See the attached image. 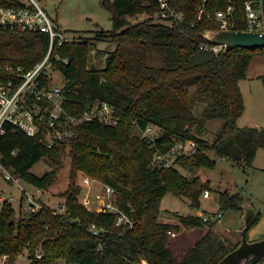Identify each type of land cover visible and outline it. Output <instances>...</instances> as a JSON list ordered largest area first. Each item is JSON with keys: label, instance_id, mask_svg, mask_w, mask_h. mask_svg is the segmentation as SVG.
Masks as SVG:
<instances>
[{"label": "trees", "instance_id": "obj_1", "mask_svg": "<svg viewBox=\"0 0 264 264\" xmlns=\"http://www.w3.org/2000/svg\"><path fill=\"white\" fill-rule=\"evenodd\" d=\"M260 7V0H253ZM183 13V20L160 21L157 0H102L112 14V30H103L98 38L110 36L116 48L109 51L104 68L91 63L94 43L77 37L57 47L52 58L65 77L66 110L76 117L98 101H108L116 108L119 121L106 124L98 119L74 126L77 135L70 142L49 147L39 136L8 126L0 134L2 164L23 180L48 188L57 178L65 154L71 157L70 185L62 195L64 214L55 213L48 204L27 215L17 216L11 201L5 199L0 209V255L6 264H19L17 257L29 250V264H53L57 259L80 264H135L146 259L149 264H217L238 246L231 244L212 226L183 259L168 248L169 231L178 228L160 220L161 199L172 192L185 196L193 207H200V197L210 182L190 173L201 167L214 168L210 156L232 159L241 166H252L259 148L264 147V128L240 126L245 110L240 80L245 78L255 55H264V46H238L218 52L201 48L210 42L204 36L219 23L205 15L197 16L205 5L215 13L234 6L237 29L248 28L245 0H171ZM147 17L137 23L130 18ZM158 19V20H156ZM49 36L41 32L10 31L0 25V61L33 67L48 49ZM264 85V74L260 75ZM222 120L209 141L204 134L211 120ZM157 126L154 137L144 132ZM194 139L198 151L179 158V165L162 167L155 163L157 150H167L177 140ZM40 160L53 165L42 175L32 168ZM79 172L116 188L117 203L137 220L121 233L115 215L88 208L80 199ZM245 197L228 190L218 191L222 208L241 209ZM252 224H256L261 218ZM184 226H204L201 215L179 214ZM92 223L107 229L101 236L89 230ZM210 224V223H209ZM42 254L41 257L38 254Z\"/></svg>", "mask_w": 264, "mask_h": 264}, {"label": "built area", "instance_id": "obj_2", "mask_svg": "<svg viewBox=\"0 0 264 264\" xmlns=\"http://www.w3.org/2000/svg\"><path fill=\"white\" fill-rule=\"evenodd\" d=\"M159 10L155 14L161 21L183 20V13L172 5L171 0H157ZM245 11L247 18L246 30L261 31L264 21L260 7L255 6L253 0H245ZM234 6L228 5L225 9L215 13L206 12L205 5L198 13V20L205 15L215 19L220 28L237 29V21L234 18ZM0 25L10 31H32L41 32L49 36L50 44L45 57L38 61L33 67L0 61V134H4L8 126L23 130L30 136H39L49 147L59 143L70 142L77 135L74 126L83 121L95 120L106 124H117L119 117L116 108L108 101L98 100L92 107L83 112L80 117L72 116L65 108L66 95L65 81H55V74L61 70L55 65L52 54L54 50L66 42L76 40L77 37L63 29L58 21L48 12L39 0H0ZM201 48L218 52L224 48L222 44L204 42ZM149 125L145 131L151 128ZM198 151V144L194 139L177 140L167 150H157L155 163L162 167H175L179 165V158L189 157ZM0 154V170L3 171L7 181H13L21 185L22 178L13 173L2 164ZM81 186L83 190L93 191L99 183L102 185L96 194V204L91 206L85 200V205L98 212L112 213L115 215V225L120 228L121 233L133 228L137 220L117 203L116 188L110 184L102 183L89 175L81 174ZM36 187V188H35ZM23 188V187H22ZM35 191L23 188L24 195L21 198V208L28 211H36L44 204L40 197L44 188L34 185ZM202 197L210 198L209 189L204 190ZM10 201V200H9ZM66 202H63L55 213L64 214ZM206 222L219 220L222 212L202 213ZM89 230L95 236L107 229L92 223ZM171 236H176L175 230L169 231ZM39 257L42 254H38ZM3 257L7 259V255ZM53 264H80L69 263L66 259H57ZM141 264V261L135 262Z\"/></svg>", "mask_w": 264, "mask_h": 264}, {"label": "rangeland", "instance_id": "obj_3", "mask_svg": "<svg viewBox=\"0 0 264 264\" xmlns=\"http://www.w3.org/2000/svg\"><path fill=\"white\" fill-rule=\"evenodd\" d=\"M39 1L58 21L63 29L74 34L76 37L88 38L91 43H94V48L90 56L91 63H94L98 68H104L107 55L109 51L116 48V43L110 36L98 38V33L100 31L112 30L113 28L111 11L103 6L102 0ZM146 17V15H138L131 17L130 21L131 23H137ZM162 22L169 23V21ZM262 74H264V55H255L251 61L247 76L240 80V86L245 100L244 113L238 120L239 125L242 127L257 126L264 128V85L260 78ZM55 81L58 83L65 81L62 72H56ZM221 125L222 120L217 119L209 121L208 130L204 136L209 139V141H213L215 139V133ZM135 132L142 136L154 137L159 134V128L157 126H151L147 131L141 132L135 129L134 133ZM68 150L69 147L63 159V164L58 169V175L54 183L48 188H45L40 197L37 196V199L41 200L42 203H46L53 208H58L65 202L62 193L67 190L70 185L71 157ZM210 156L216 160L214 168L201 167L193 173L181 167L180 170L189 177L198 175L201 179L209 181L210 188L207 189L210 190L211 197L202 198L201 195V206L193 207L189 199L185 196H177L172 192H168L161 199L160 220L173 225H181L179 214L199 215V212H222L223 216L219 220L207 222L204 226H186L184 228L182 227L183 225H181L180 231H185V229L188 231H192L193 229L196 231L201 229L205 230L212 226L233 245L241 241V230L245 225L244 206L252 204L257 211L261 212L262 218L250 228L249 236L250 239L262 237L264 235V147L259 148L253 165L246 167L237 164L232 159L216 156L213 152L210 153ZM52 167L53 165L49 164V162L40 160L34 165L32 170L42 175L44 172L52 169ZM82 173L83 172H79L76 180L79 185H81L80 180L82 178ZM97 180L101 181L99 179ZM20 182L21 185L13 181H7L4 178L3 171L0 170V209L3 201L8 199L13 203L17 216L27 215L30 212L21 208V198L24 195L23 188H28L32 191L36 190L33 184L23 179ZM95 184H97V186H95L97 190L93 189V191L87 192L91 187H86L84 190L82 187V192L80 193L81 201L85 200L87 204L91 206L96 204V194L99 191L98 189L102 186L99 183ZM225 190L231 193L238 192L245 197L241 209H227L221 207L218 200V191ZM194 237L195 239L198 238V234ZM195 239L192 243H195ZM171 243L172 236H169L168 248L171 246L173 249ZM6 261L7 259H5L3 255H0V264H6ZM17 263H30L29 250L27 248L17 257Z\"/></svg>", "mask_w": 264, "mask_h": 264}, {"label": "water", "instance_id": "obj_4", "mask_svg": "<svg viewBox=\"0 0 264 264\" xmlns=\"http://www.w3.org/2000/svg\"><path fill=\"white\" fill-rule=\"evenodd\" d=\"M260 3L264 21V0H260ZM204 36L214 44L224 45L225 50L238 46L247 48L264 46V28L261 31L215 28L206 31ZM244 209L245 225L241 230V241L217 264H264V235L257 239H250L249 236V230L256 220L258 212L252 204L245 205ZM141 264H149V262L142 259Z\"/></svg>", "mask_w": 264, "mask_h": 264}, {"label": "crops", "instance_id": "obj_5", "mask_svg": "<svg viewBox=\"0 0 264 264\" xmlns=\"http://www.w3.org/2000/svg\"><path fill=\"white\" fill-rule=\"evenodd\" d=\"M204 198V197H202ZM202 204V201H201ZM259 212V211H257ZM203 212H199L198 214L201 215ZM262 218V217H261ZM182 225V224H181ZM181 225H179L178 228H174L173 230H175L177 232L176 236H172V246L173 249L171 248V246L169 247L170 250L172 251V253H174L175 257L177 259H183L186 254L189 252V250L195 245V243L205 234V232L208 229H201V230H186L185 231H180L181 229ZM182 227H186V226H182ZM210 228V227H209ZM198 234V238L195 239L194 236ZM171 236V235H170ZM193 238V239H192ZM195 239V243H192L193 240ZM256 239V238H254ZM192 244V245H191Z\"/></svg>", "mask_w": 264, "mask_h": 264}]
</instances>
